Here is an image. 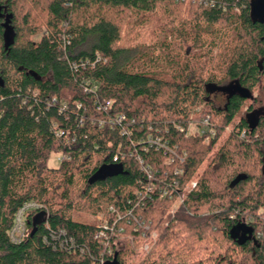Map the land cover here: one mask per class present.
Instances as JSON below:
<instances>
[{"label": "trees", "instance_id": "1", "mask_svg": "<svg viewBox=\"0 0 264 264\" xmlns=\"http://www.w3.org/2000/svg\"><path fill=\"white\" fill-rule=\"evenodd\" d=\"M255 1L0 0V264H92L103 250L97 223L77 214L110 206L132 210L150 226L147 237L157 232L142 264H264V22L252 14ZM97 53L95 66L72 68ZM86 80L96 92L85 91ZM229 84L218 106L209 92ZM121 113L131 134L109 123ZM207 115L215 137L187 135ZM150 133L186 151L184 161L166 165L162 150H142ZM133 151L158 171L153 178ZM65 153L71 159L49 165ZM114 164L118 171L105 172ZM152 180L156 189L146 193ZM174 181L186 195L172 214L176 200L160 187ZM30 200L42 204L44 220L14 244L8 231ZM136 226L120 235L123 249H105V264H127L126 253H138L146 238ZM60 229L86 252L54 248Z\"/></svg>", "mask_w": 264, "mask_h": 264}, {"label": "built area", "instance_id": "2", "mask_svg": "<svg viewBox=\"0 0 264 264\" xmlns=\"http://www.w3.org/2000/svg\"><path fill=\"white\" fill-rule=\"evenodd\" d=\"M101 55L97 53L96 61H92L89 59H81L80 61H73L72 62V68L75 71H78L81 68H86L87 65L95 66L96 62L98 60H101ZM105 62L107 59L104 60ZM84 88L87 93L96 92L98 85L97 83H90L88 80L84 83ZM52 102H56V98H53ZM112 101H106L104 105L98 106V109L103 108L107 109L111 105ZM83 105L81 103H78V107L81 108ZM66 108V105H63L61 107V110ZM124 120H126V115L124 113H121L115 117H112L109 119V123L112 126L116 125H122V134H131L132 130L129 126L124 125ZM134 122V121H133ZM101 123H103L101 121ZM181 131H184L182 127H179ZM227 132H231L232 128L227 127ZM65 131L63 128H57L56 135L61 136L64 135ZM191 134H199L202 135L205 142H209L213 137L216 135V128L212 123V120L209 115L204 116L200 122L199 125L195 123H191L190 127L187 130V135ZM244 135V133L242 134ZM139 144L142 145V150L149 151L151 148H155L156 150H162L163 154L165 155V164L171 165L175 161H184L187 153L186 151L180 152L178 150L177 145H171L167 142L166 139L159 137V136H153L152 133L148 134L147 138L144 140L139 141ZM119 153L120 148L118 149V153L114 156V160H119ZM122 155V154H121ZM130 155H135V157L140 160L141 163V170L145 172L149 178H153L155 174L158 172L152 167L145 163V161L139 157L138 154L131 152ZM59 161L61 162L64 158L71 159L70 154H60L58 157ZM181 170L178 169V167L175 170V173H180ZM197 183L196 181L191 182V187L195 186ZM156 189V183L152 180L150 184H148L145 187L146 193H151ZM187 190H190V186H188ZM161 195L162 197H168L175 199L174 208L172 210V214L175 213V210L178 208L180 204H182L185 200L186 192L179 190V184L177 181H174L172 184L166 183L164 186L160 187ZM42 204L30 200L23 203L15 212L13 224L8 231L9 239L14 244H20L24 242L27 237L31 233V226L30 221L31 219L36 215L37 212H39L42 208ZM103 214H98L97 219V232L95 234V238L100 242V244L103 246V250L100 253V257L97 260H94L92 264H105L106 258L104 256L105 249H107V252L109 254L113 253V250H121L123 249L124 242L121 238L125 237L124 233L126 232V226L131 225L133 222L136 223L138 226L135 227L136 231H143V237L146 238L144 241L140 242L139 245V251L140 249H145L146 254L150 253L152 250V246L155 242V238L157 236V232L153 231L147 237L146 231L150 229L149 225H146L145 223H140L139 218L132 213V210H127L126 212H122L118 208L114 206H110L107 211L102 212ZM125 220L127 222L126 225L120 224ZM121 235V236H120ZM127 239L129 244L132 246V249L136 248V236L134 234H128ZM152 239V242L149 240ZM52 244L54 248H60L67 250L68 252L77 253L80 252L82 255L86 252V249L84 247H79L76 243L75 237L72 235H69L66 230L60 229L59 234H56L52 232Z\"/></svg>", "mask_w": 264, "mask_h": 264}, {"label": "rangeland", "instance_id": "3", "mask_svg": "<svg viewBox=\"0 0 264 264\" xmlns=\"http://www.w3.org/2000/svg\"><path fill=\"white\" fill-rule=\"evenodd\" d=\"M46 31V25H44L40 32L37 33V34H33L31 37L33 40L35 41H38L39 38L41 37V35H43V32L45 33ZM214 52H217V49H215ZM263 83H264V78H263ZM230 88H231V85H227L223 88H212L209 92V97L211 99H213L215 101V103L218 105V106H225V104L227 103V100H228V96L229 94L231 93L230 91ZM261 93L263 94V92L261 91V88L260 87H256L255 90H254V95H257L260 97ZM262 104L259 106L260 108V111L262 110V112H264V95L262 96ZM250 101H248L245 105V108L244 110L241 112V115L245 112V109L248 107ZM229 132H226L223 137L219 140V142L217 143L214 151L208 155V159L205 160V162L202 164V166L200 167V171L199 172H202L206 167L207 165L211 162V160L213 159L214 157V154L218 151V149L220 148V146L224 143V140H225V137L226 135L228 134ZM59 156V155H58ZM58 156L56 155H53L50 162H49V165L52 166V167H58L59 164H60V161L59 159L57 158ZM104 170L105 172L107 173H113V172H116L119 170V167L118 165L114 164V165H107L104 167ZM100 214V213H98ZM98 214L96 215H90V214H77L79 216H81V218L83 220H87V221H90L92 223H97L98 222V219H97V216ZM103 214V213H101ZM100 214V216H101ZM146 256V252H145V249H140V251H138L137 254H131V253H126V261H127V264H142L143 262V258Z\"/></svg>", "mask_w": 264, "mask_h": 264}, {"label": "water", "instance_id": "4", "mask_svg": "<svg viewBox=\"0 0 264 264\" xmlns=\"http://www.w3.org/2000/svg\"><path fill=\"white\" fill-rule=\"evenodd\" d=\"M252 14L255 18H258L261 22H264V0H256L252 6ZM241 175L236 178V181H240ZM45 211H41L34 216L33 228L31 235H34L37 231L38 225L44 220Z\"/></svg>", "mask_w": 264, "mask_h": 264}]
</instances>
